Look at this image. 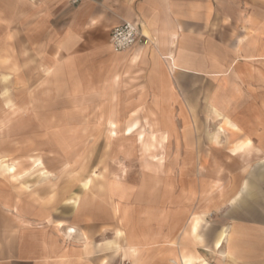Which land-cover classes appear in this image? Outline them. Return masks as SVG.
Segmentation results:
<instances>
[{
	"label": "crops",
	"instance_id": "1",
	"mask_svg": "<svg viewBox=\"0 0 264 264\" xmlns=\"http://www.w3.org/2000/svg\"><path fill=\"white\" fill-rule=\"evenodd\" d=\"M0 264H264V0H0Z\"/></svg>",
	"mask_w": 264,
	"mask_h": 264
},
{
	"label": "built area",
	"instance_id": "2",
	"mask_svg": "<svg viewBox=\"0 0 264 264\" xmlns=\"http://www.w3.org/2000/svg\"><path fill=\"white\" fill-rule=\"evenodd\" d=\"M79 1L71 0V3L77 4ZM110 40L117 51L128 50L137 43H149V39L144 37L138 27L131 21H123L120 25L114 27L111 31Z\"/></svg>",
	"mask_w": 264,
	"mask_h": 264
}]
</instances>
